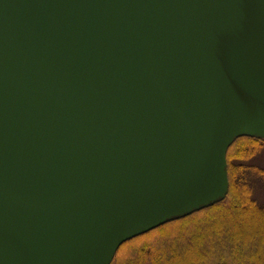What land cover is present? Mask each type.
I'll return each mask as SVG.
<instances>
[{"label":"water","instance_id":"95a60500","mask_svg":"<svg viewBox=\"0 0 264 264\" xmlns=\"http://www.w3.org/2000/svg\"><path fill=\"white\" fill-rule=\"evenodd\" d=\"M264 138V0H0V264H112L230 188Z\"/></svg>","mask_w":264,"mask_h":264},{"label":"trees","instance_id":"16d2710c","mask_svg":"<svg viewBox=\"0 0 264 264\" xmlns=\"http://www.w3.org/2000/svg\"><path fill=\"white\" fill-rule=\"evenodd\" d=\"M263 147L264 138H237L227 154V196L124 242L115 263L264 264V193L256 194L264 192V167L253 161Z\"/></svg>","mask_w":264,"mask_h":264},{"label":"rangeland","instance_id":"374dc122","mask_svg":"<svg viewBox=\"0 0 264 264\" xmlns=\"http://www.w3.org/2000/svg\"><path fill=\"white\" fill-rule=\"evenodd\" d=\"M254 162H256V163H258V164H260V165H262L263 167H264V147H263V149L257 154V157L253 160ZM257 189V188H256ZM256 192V190L254 191V193ZM254 193H253V195H254ZM258 193V195H260V196H262L263 195V191H261L260 192V188H258L257 189V192H256V194ZM211 234V233H210ZM212 236H214L213 234H211L210 235V237L212 238ZM147 240V238H141L140 240H138V241H136L135 243H138V242H142V241H146ZM211 240H213V239H211ZM128 249V246L126 245V246H124L123 248H122V250L120 251V256H119V258L122 256V254L126 251ZM119 258H118V260H119ZM115 259H116V257H115ZM114 259V261H113V263L112 264H116L115 263V260Z\"/></svg>","mask_w":264,"mask_h":264}]
</instances>
